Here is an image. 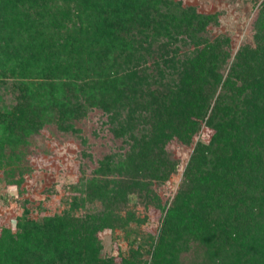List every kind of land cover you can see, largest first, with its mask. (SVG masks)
Masks as SVG:
<instances>
[{
    "label": "trees",
    "instance_id": "obj_1",
    "mask_svg": "<svg viewBox=\"0 0 264 264\" xmlns=\"http://www.w3.org/2000/svg\"><path fill=\"white\" fill-rule=\"evenodd\" d=\"M217 23L174 0H0V160L93 108L121 143L68 210L1 228L0 264H264V0L235 50ZM172 140L191 150L164 207ZM133 198L163 214L115 261L97 235L144 222Z\"/></svg>",
    "mask_w": 264,
    "mask_h": 264
},
{
    "label": "rangeland",
    "instance_id": "obj_2",
    "mask_svg": "<svg viewBox=\"0 0 264 264\" xmlns=\"http://www.w3.org/2000/svg\"><path fill=\"white\" fill-rule=\"evenodd\" d=\"M183 6H192L201 13H216L217 25L208 28L209 37L226 34L231 48L250 40V25L261 0H174ZM76 131H63L54 123H44L38 131L19 145L12 155L0 160V230L14 229L16 218L25 208L29 217L60 214L69 209L73 187L81 179L89 177L98 160L121 150L120 141L114 140L107 130L105 115L98 109H90L74 122ZM211 130L202 126L194 140L206 142ZM166 149L178 160L179 167L160 186H156L161 205L167 207L176 190L182 166L191 147L172 140ZM14 181V182H13ZM135 202L134 212L144 222L130 223L124 229H104L98 233L101 253L119 261L120 253L128 249L127 239L133 235L154 234L159 227L162 211L152 205ZM88 206V205H87ZM95 208V205L90 208ZM77 210L76 213H80Z\"/></svg>",
    "mask_w": 264,
    "mask_h": 264
}]
</instances>
